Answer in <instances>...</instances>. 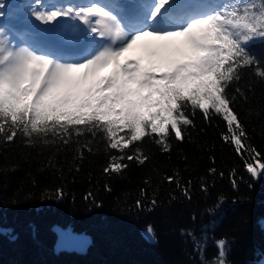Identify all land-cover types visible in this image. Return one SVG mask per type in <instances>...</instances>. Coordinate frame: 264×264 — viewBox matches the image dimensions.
Returning a JSON list of instances; mask_svg holds the SVG:
<instances>
[{"label":"trees","instance_id":"obj_1","mask_svg":"<svg viewBox=\"0 0 264 264\" xmlns=\"http://www.w3.org/2000/svg\"><path fill=\"white\" fill-rule=\"evenodd\" d=\"M247 50L264 70V38ZM256 72L242 68L226 94L235 97L245 147L264 162V79ZM186 114L193 126L181 125L183 140L170 129L165 152L146 136L125 152L140 147L149 159L125 160L120 174L105 173L120 153L99 132L68 144L0 134V264H216L220 240L224 264H264V174L249 173L252 157L223 139L222 115ZM59 227L83 234L81 248L56 249Z\"/></svg>","mask_w":264,"mask_h":264},{"label":"snow or ice","instance_id":"obj_2","mask_svg":"<svg viewBox=\"0 0 264 264\" xmlns=\"http://www.w3.org/2000/svg\"><path fill=\"white\" fill-rule=\"evenodd\" d=\"M29 11L45 25L61 17L80 21L103 43L87 56L69 59L18 45L0 26V134L8 141L23 134L29 143H49L52 137L68 144L73 135L99 132L105 146L120 153L110 157L104 171L120 174L128 168L125 160L144 164L149 159L140 147L126 153L130 146L152 136L162 151H170V129L183 140L181 125L193 126L187 110L194 115L198 109L205 118L212 110L226 122L223 139L237 153L252 157L253 163L245 161L247 171L264 174L260 153L243 143L245 129L230 106L235 97L226 94L240 81L242 68L256 65V74L264 79V70L247 50L250 41L264 38V0H212L205 10L192 0H152L147 12L141 7L127 17L100 0L66 5L36 0ZM175 11L184 12L183 22L163 26ZM141 40L138 58L122 60ZM110 65V75L99 76ZM167 179L173 182L175 177ZM147 232L154 238L151 227ZM217 244L216 264H224L226 241Z\"/></svg>","mask_w":264,"mask_h":264},{"label":"rangeland","instance_id":"obj_3","mask_svg":"<svg viewBox=\"0 0 264 264\" xmlns=\"http://www.w3.org/2000/svg\"><path fill=\"white\" fill-rule=\"evenodd\" d=\"M75 1L77 2V0ZM102 1H106V0H102ZM45 2L46 5L49 3H50L49 5H53L54 3L65 4V5L69 3H76V2H72V0H52L51 2H47V0H45ZM192 2L194 3L195 1L192 0ZM211 2L212 0H206L204 3H200V4L198 3L196 5L198 9L205 10L207 5ZM3 3L5 4V8L0 9V11H3L5 15L0 16V26H3L10 31V34L12 35L13 39L18 43V45L29 44L32 46H36L41 50L50 51L48 46L46 48L44 46V44H49L47 39L45 41L47 34L60 36L64 39L73 38L72 40L75 41H81L85 37H87V33H86L87 31L83 27V25H81V22L78 21L79 23H77L76 20L74 19L61 17L58 19L57 22L47 25L42 24L39 21H36L34 17H31L29 11V6L34 5L36 3V0H3ZM105 4L110 5L111 7H113L114 10L122 13V11H120L117 6L116 7L114 6L113 2H107ZM143 6L145 7V4H143ZM168 15H169L168 20L169 21L172 20L173 22L170 21V23H172L173 25L175 20L178 18V15L182 19V21L179 19L178 24H181L185 17V15H180L179 11L171 12ZM10 23H12L14 26H18L20 30L15 29V31L18 30L17 32H15L11 28L12 24ZM96 39L99 40L100 38H96ZM85 42L87 43L88 41ZM95 42L98 43L97 41ZM142 42L143 40L138 41L137 45L134 46L133 50L136 52V54H133V57H130L132 56L133 53V50H130L128 53H125V56L122 57L121 59L123 60L129 57L131 59L138 58L140 43ZM50 44H51L50 46L53 47L52 49L58 52L60 56L62 55L65 58L67 56L69 59H80L81 57L87 56L89 55V53H91L93 50L100 47L101 45V43H99V45L96 46L92 44V47L88 48L85 51L81 50V52L78 53L77 55L74 54L72 50H69V54L64 55L63 54V51H65L64 49L68 50V48H63L62 51L61 49L63 45H55L54 43H50ZM112 67L113 66L110 65L109 67L102 69L99 73V76L103 77L110 75V73L112 72ZM55 230L57 234L56 243H55L56 249L71 245L72 242H74L80 235L77 234L71 228L59 227V228H55ZM145 233H148L147 230L145 231ZM85 245L86 244H84V246Z\"/></svg>","mask_w":264,"mask_h":264},{"label":"bare ground","instance_id":"obj_4","mask_svg":"<svg viewBox=\"0 0 264 264\" xmlns=\"http://www.w3.org/2000/svg\"><path fill=\"white\" fill-rule=\"evenodd\" d=\"M111 1H113V0H111ZM143 1L144 0H126L125 4H123L124 0H116L115 2H113V4L115 7L117 6L120 11H122V13H121L122 15H125L127 17V16L137 12L141 7L143 8V11L147 12L149 10V6L152 3V0H150V1L147 0L145 3ZM201 1L202 0H199V2H201ZM128 2H133V4H132L133 7L128 8V6H127ZM143 4H145V7L143 6ZM179 13L183 14L184 12L180 11ZM178 21H179V18H177L175 20L174 25H173L172 23H170L169 20H167V22L163 26H175V25H178ZM81 25H83L82 22H81ZM83 27L86 29V26L83 25ZM86 33H87V37H85L81 41L72 40L73 38L64 39L60 36H56L55 41H53V42L48 41L49 44H44V46H45V48L47 46H49L48 48L51 51V53H53L55 55H59V53H57L55 50L50 49V48H53L52 46H50L51 45L50 43H54L55 45H63L62 49H61L62 51H63V48H68V50L64 49L65 50V51H63L64 55L69 54V50H72V52L77 55L78 53L81 52V50L85 51L88 48L92 47V44L94 46H96V45H99V43H103V41L101 39H99V40H97L96 38L94 39L90 33H88V32H86ZM145 39H150V38H145ZM45 41H46V38H45ZM85 41H88V42L86 43ZM95 41H97L98 43H96ZM144 42L145 41L143 40V42L140 43V47L144 44ZM50 51H48V52H50ZM133 54H136V52L134 50H133L132 56H130V57H133ZM129 55H131V54H129ZM66 58H68V57L66 56Z\"/></svg>","mask_w":264,"mask_h":264},{"label":"water","instance_id":"obj_5","mask_svg":"<svg viewBox=\"0 0 264 264\" xmlns=\"http://www.w3.org/2000/svg\"><path fill=\"white\" fill-rule=\"evenodd\" d=\"M83 243H84V235L80 234L78 238L74 242H72L71 246L80 249Z\"/></svg>","mask_w":264,"mask_h":264}]
</instances>
